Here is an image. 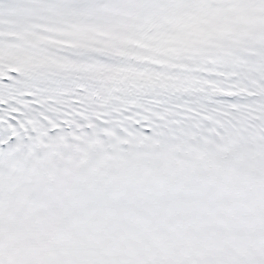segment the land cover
Masks as SVG:
<instances>
[{
  "label": "snow or ice",
  "instance_id": "1",
  "mask_svg": "<svg viewBox=\"0 0 264 264\" xmlns=\"http://www.w3.org/2000/svg\"><path fill=\"white\" fill-rule=\"evenodd\" d=\"M0 264H264V0H0Z\"/></svg>",
  "mask_w": 264,
  "mask_h": 264
}]
</instances>
